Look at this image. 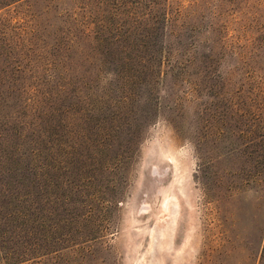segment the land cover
<instances>
[{
  "label": "rangeland",
  "instance_id": "rangeland-1",
  "mask_svg": "<svg viewBox=\"0 0 264 264\" xmlns=\"http://www.w3.org/2000/svg\"><path fill=\"white\" fill-rule=\"evenodd\" d=\"M2 3L0 205L56 244L20 264H253L264 219H218L195 148L260 156L264 0Z\"/></svg>",
  "mask_w": 264,
  "mask_h": 264
},
{
  "label": "trees",
  "instance_id": "trees-1",
  "mask_svg": "<svg viewBox=\"0 0 264 264\" xmlns=\"http://www.w3.org/2000/svg\"><path fill=\"white\" fill-rule=\"evenodd\" d=\"M1 1L6 6L11 0ZM241 145L245 150L247 145L254 143ZM255 146L260 149L259 157L238 159L233 157L234 149L231 148L226 153L218 152L213 158L205 149V136L198 137L195 150L199 184L206 200L215 205L218 219H264V139ZM16 166L13 167L15 170ZM2 196L0 194V198ZM10 197L11 200L0 205V217L9 211L8 217L12 215L20 219H0V264H20L26 258L54 250L56 244L50 243L38 248L33 238H30L32 245L28 251L16 249L24 240L23 234L29 233L31 236L33 233L34 219H22L21 196L17 192ZM255 248L257 257L253 264H264V221Z\"/></svg>",
  "mask_w": 264,
  "mask_h": 264
}]
</instances>
